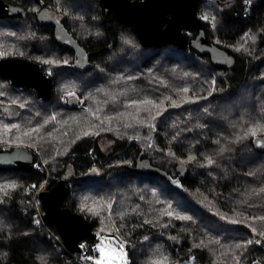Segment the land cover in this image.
Returning a JSON list of instances; mask_svg holds the SVG:
<instances>
[{"label":"trees","instance_id":"1","mask_svg":"<svg viewBox=\"0 0 264 264\" xmlns=\"http://www.w3.org/2000/svg\"><path fill=\"white\" fill-rule=\"evenodd\" d=\"M5 1L27 16H0V59L38 63L53 91L44 99L0 73V149L26 146L35 155L33 169H0V263L92 258L91 247L71 253L52 237L62 238L56 226L36 223V191L71 169L63 206L88 219L97 235L128 239V264H264V221L252 219L264 216V151L254 146L256 136L237 139L264 123V0L198 1L209 41L228 60L190 45L145 46L103 0H69L61 24L86 50L85 66L76 65V51L59 42L53 24L38 18L45 8L59 14L55 0ZM188 34L190 42L198 28ZM18 35L28 37L29 54L2 45ZM59 59L67 63H49L50 75L42 61ZM63 82L75 87L78 105L57 99ZM145 100L160 107L140 103ZM7 106H17L16 115ZM35 128L40 131L23 135ZM190 155L196 159L181 163ZM207 157L214 160L210 166ZM146 162L152 170L137 169ZM92 169L97 176L86 178Z\"/></svg>","mask_w":264,"mask_h":264},{"label":"water","instance_id":"2","mask_svg":"<svg viewBox=\"0 0 264 264\" xmlns=\"http://www.w3.org/2000/svg\"><path fill=\"white\" fill-rule=\"evenodd\" d=\"M199 0H103L106 11H112L124 23L135 28L137 35L145 46H162L172 43L186 48L188 45L200 54L209 53L214 60H228L227 54L209 41L204 24L197 14ZM26 17V11L5 0H0L1 17ZM59 42L69 44L76 51L77 66L88 64L87 52L73 38L72 34L61 23H54ZM198 28L197 36L189 42L188 31ZM0 73L9 78L17 87H31L44 99H50L53 91L52 78L41 66L26 58L6 57L0 59ZM78 96H71L69 104L76 106ZM254 146L264 151V135L254 138ZM149 162L139 166L138 170H147ZM34 153L26 146H18L12 150L0 149V169H33ZM150 169L153 168L150 165ZM64 175L50 188L39 193L43 209L44 222L56 226L63 238L67 250L71 253L83 252L81 244L85 240L94 242L98 235L93 231L92 223L80 213L73 212L63 206L69 193L68 179L72 170L67 169ZM97 176L92 169L85 174L86 178ZM1 264V263H0ZM253 264H263L256 260Z\"/></svg>","mask_w":264,"mask_h":264},{"label":"rangeland","instance_id":"3","mask_svg":"<svg viewBox=\"0 0 264 264\" xmlns=\"http://www.w3.org/2000/svg\"><path fill=\"white\" fill-rule=\"evenodd\" d=\"M55 1H56V4H57V8L56 9H57V11H59L60 17L61 18L66 17L67 13L64 10V3L68 6V3L70 1L69 0H55ZM210 1H212V0H210ZM73 2H76V0H72V3ZM207 17H209V16H207ZM210 18H212V17H209V19ZM212 21H213V19H210L211 23H212ZM27 38L18 35V37H16V39L14 40L13 43H9V42L7 43L6 42V43H2V45L5 47V50L12 48L14 50H20L21 53H24L23 55H27L31 51V48H28V43H26ZM2 50H3V48H2ZM2 50H1L0 53H2ZM51 60H49V61L46 60V61H48V63H46V61H42V62L45 63V66H46V64L48 66L49 63H51L52 65L53 64H60V65L62 64V65H64L65 63H67L66 61L65 62L63 61L64 59H59V60H56V61H51ZM218 60H224V59L221 58V59H218ZM45 69L48 71V73L50 75L54 74V72H53L54 69L51 68L50 66L45 67ZM1 85L3 86V84H1ZM75 91L76 90H75L74 86L63 82L59 86V92H58V95H57V99L59 101L64 102V103L68 102L69 98L71 96H73V95H69V94L70 93L74 94ZM80 102H82V101L80 100ZM4 111L9 116H14V115H16V113L18 111V107L17 106H7V107H4ZM109 144L110 143H106V144L104 143L103 146L106 147ZM16 147H18V146H16ZM36 152L39 154V158L38 159H39L40 165L41 166H46L47 161L45 162L44 159H42V157L40 155V152L38 150H36ZM49 183H50V180L47 178L43 182V184L38 188V190L36 191V194H35V195H38V198H39V193L44 188H46V189L49 188ZM35 198H36V196H35ZM40 204H41V206H40ZM35 207H36V216H37V220L39 221V223L40 224L42 223L44 226H51V225H47L44 222V209H43V205H42V202H41L40 198H39V201H37L35 203ZM102 235H106L107 237L106 236H102ZM52 237L55 239L56 242H58L57 237H55V235H52ZM100 237L105 238V239H101V241L99 243L101 245L103 251L102 252L98 251L99 254H96L95 253L96 251H95V248H94L96 246L95 243L88 244L87 248L90 249V247H91V249L93 250L92 254H91L92 258H93V261L91 262V261H88L86 259H82L81 258L80 261H82V264H96L97 260L101 261V264H123V260H124L123 253H126V252H124V250L121 249V247H120L121 240H120V238H118L119 236L115 235V234L101 233ZM123 239H126V238H123Z\"/></svg>","mask_w":264,"mask_h":264},{"label":"snow or ice","instance_id":"4","mask_svg":"<svg viewBox=\"0 0 264 264\" xmlns=\"http://www.w3.org/2000/svg\"><path fill=\"white\" fill-rule=\"evenodd\" d=\"M202 19L208 20L209 17L204 16V17H202ZM125 42H126V43H131V41H129V40H127V39H125ZM0 55H3V53H0ZM46 63H48V61H46ZM213 83H214V82H213ZM181 91L184 92V93H187V92L189 91V89L184 88V89H182ZM0 95H2V94H0ZM69 95H73V94L70 93ZM168 99H171V98L169 97ZM186 102H187V101H186ZM135 103H136V102H133V104H135ZM140 103L145 104V105H152V106H154V107H160L159 104H156L154 101H150V100L141 101ZM160 103L162 104L163 101H161ZM172 105H173V106H179V105L176 104L175 101H172ZM128 106H132V105H128ZM53 119H55V118L53 117ZM101 123H103V121H101ZM11 127H12V128H17V129H18V128H19V125H15V124H14V125H12ZM5 128L8 129V126L5 125ZM39 131H40L39 128L31 129L30 131H26V132H24L23 135L26 136V137H31L32 134H33L34 132H39ZM258 133H264V123H257V124H254V125L251 126V127H248V128L244 131L243 136H238L237 139H242V138H245V137H247V136H249V135L255 137V136H257ZM85 134H87V133H85ZM17 139H19V137H18ZM217 143H219V141H217ZM220 151H221V152L225 151V149H224L223 146L220 148ZM169 155H173V156H174L175 154H174V153H169ZM195 159H196L195 156H191V155H190V156H188L187 161H181V163L190 162V161L195 160ZM206 160H207V165H209V166L212 165V164L214 163V160H213L211 157H207ZM14 187H15V185H5V186H4L5 189H7V188H14ZM0 190H2V189H0ZM262 191H264V189H262ZM110 207H111V206L109 205V208H110ZM87 210L90 211V212H93L94 214H97V215L99 214L98 212H95V210L92 209V208H89V209H87ZM167 215H168V216H172L173 213L168 212ZM178 218H180V219H186L185 217H178ZM252 219H253V220H257V219H258V220L264 221V216H261V217H253ZM231 222H232V223H237L238 221L233 220V221H231ZM36 223L38 224L39 221L37 220ZM145 223H149V221H145ZM252 231L255 232L256 229H255V228H252ZM261 235H264V233H261ZM102 239H105V238H102ZM256 242L259 243V241H256ZM251 243H253V241H251V240L247 241V244H251ZM81 247L83 248V247H85V246H84V245H81ZM122 247H123V245H121V248H122ZM236 247H237V248H240L241 245L238 244V245H236ZM96 250H97V251H101V252L103 251V249H102V247H101L100 244H97V246H96ZM123 257H124L123 264H128V261H127V254H126V253H123ZM41 259H43V258H41ZM86 259H92V258H91V257H86ZM96 264H101V261L97 260V261H96ZM237 264H239L238 261H237Z\"/></svg>","mask_w":264,"mask_h":264},{"label":"flooded vegetation","instance_id":"5","mask_svg":"<svg viewBox=\"0 0 264 264\" xmlns=\"http://www.w3.org/2000/svg\"><path fill=\"white\" fill-rule=\"evenodd\" d=\"M18 16H22V15H18ZM26 16H27V13H26ZM38 18H40V20L44 21L45 23H50V25L53 24L52 26H54L55 32H56V27L54 23H57V22L62 23V19L59 16V14H57L54 10L48 9V8L41 10L38 13Z\"/></svg>","mask_w":264,"mask_h":264},{"label":"built area","instance_id":"6","mask_svg":"<svg viewBox=\"0 0 264 264\" xmlns=\"http://www.w3.org/2000/svg\"><path fill=\"white\" fill-rule=\"evenodd\" d=\"M52 235H55V234H52ZM103 236H106V235H103ZM55 237H57L58 242H59L64 248H66L65 243H64V241H63V238L59 237L58 235H55ZM106 237H107V236H106ZM119 238H120V237H119ZM101 239H102V237H100V235H98L97 240L94 241V242H90V241H84V242H82L81 245H84V246H85V247L82 248V250H83V251H87V249H88V248H87V245H88V244L95 243V245L97 246V244L100 243ZM120 240H121V242H120V247H121V245H123V247H122L121 249H123L124 252H127L128 247L131 245V242H130L128 239H121V238H120ZM96 246H95L94 248H95V251H96L95 253L97 254ZM66 249H67V248H66Z\"/></svg>","mask_w":264,"mask_h":264},{"label":"bare ground","instance_id":"7","mask_svg":"<svg viewBox=\"0 0 264 264\" xmlns=\"http://www.w3.org/2000/svg\"><path fill=\"white\" fill-rule=\"evenodd\" d=\"M34 156H35V155H34ZM44 189H46V188H44ZM44 189H43V190H44ZM42 216H43V215H42ZM102 236H103V235H102ZM118 238H119V237H118Z\"/></svg>","mask_w":264,"mask_h":264}]
</instances>
